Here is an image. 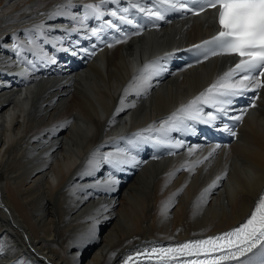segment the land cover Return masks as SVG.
I'll return each mask as SVG.
<instances>
[{
    "label": "bare ground",
    "instance_id": "6f19581e",
    "mask_svg": "<svg viewBox=\"0 0 264 264\" xmlns=\"http://www.w3.org/2000/svg\"><path fill=\"white\" fill-rule=\"evenodd\" d=\"M132 1L154 5L108 0L102 18L72 32L80 25L71 17L100 0H0V264H116L153 243L231 229L261 195L264 90L229 146L187 142L186 129L169 134L181 148L155 143L161 122L233 62L216 56L181 69L180 49L214 31L211 14L134 35L119 19ZM98 23L102 40L74 39ZM118 149L135 160L109 184L111 166L94 172L89 161Z\"/></svg>",
    "mask_w": 264,
    "mask_h": 264
},
{
    "label": "snow or ice",
    "instance_id": "6c2138e0",
    "mask_svg": "<svg viewBox=\"0 0 264 264\" xmlns=\"http://www.w3.org/2000/svg\"><path fill=\"white\" fill-rule=\"evenodd\" d=\"M107 2L108 0H100L98 4L84 5L86 11L83 17H71L73 21L79 20L80 25L79 28H73L71 31L77 32L81 28H86V20L90 16L102 18L105 15L102 9ZM152 2L156 6L155 10L140 8V11L146 12L156 20H163L165 12L193 11L188 6L190 3L193 4V7L198 4H206L209 8L217 9L216 19L219 26L217 34L210 40L203 41L201 45H194V47L201 48L211 45L219 49V51L211 52L213 56L229 55L239 58L234 66L219 75L204 91L186 104H182L165 121L161 122L160 127L155 130L158 134L155 143L163 145L170 143L169 134L172 132H181L185 129L194 131V128L189 127L190 123L211 125L218 119L228 116L234 98L243 96L250 91L258 93L259 90H264V0H152ZM68 7H75V5ZM132 7H136V5H132ZM204 10V7L201 6L199 11L193 12V14L199 15ZM127 11L128 9H124V12ZM61 15L64 13L57 11L49 14V18L54 19ZM110 15L117 17V11H112ZM119 19L121 22L132 23V20H126L123 15ZM107 26L116 27V24L113 21H108ZM102 30V28L93 27L91 36H98ZM41 34L43 35V33ZM58 39L62 40L63 38ZM29 42L34 43V41ZM62 50L67 51V49ZM16 55L19 57L21 52L17 51ZM205 59L208 57L205 56ZM26 63L32 64L33 61ZM148 67L149 65L146 64L144 69ZM144 69L141 71L143 72ZM152 75H159V71H153ZM150 79L151 76H148L140 81L137 95L150 87ZM130 106L134 107L135 105ZM251 106L255 107V103ZM118 111H123V109H118ZM242 118L243 113L233 117L234 120ZM223 130L230 131L227 124L224 125ZM231 134L235 135L234 132ZM144 139L148 140L150 137ZM170 146L181 148L183 142L177 140L175 143H170ZM194 150V148H190L189 153L191 154ZM123 151L118 149L117 153L104 154L100 159L90 160L89 164L94 172H98L102 164L111 166L108 183H118V180L113 179L114 172L122 171V166L133 163L135 160V157L125 158L124 155H121ZM214 152L215 148L209 153V157ZM207 159L208 157H205V160ZM198 163H202V161ZM222 179V176H218L205 191L216 187ZM257 252H259V257H257ZM188 257L192 258L188 259ZM257 259L260 264H264V193H261L250 214L238 226L204 239L188 240L169 247L145 248L143 251L128 256L123 264H144L145 261L151 262V264H177V262L179 264H223L226 261H235L236 264H256Z\"/></svg>",
    "mask_w": 264,
    "mask_h": 264
},
{
    "label": "rangeland",
    "instance_id": "374dc122",
    "mask_svg": "<svg viewBox=\"0 0 264 264\" xmlns=\"http://www.w3.org/2000/svg\"><path fill=\"white\" fill-rule=\"evenodd\" d=\"M2 5H3V3H2Z\"/></svg>",
    "mask_w": 264,
    "mask_h": 264
}]
</instances>
